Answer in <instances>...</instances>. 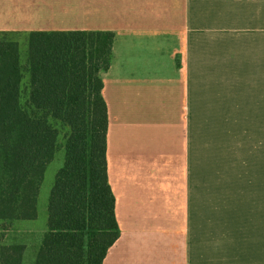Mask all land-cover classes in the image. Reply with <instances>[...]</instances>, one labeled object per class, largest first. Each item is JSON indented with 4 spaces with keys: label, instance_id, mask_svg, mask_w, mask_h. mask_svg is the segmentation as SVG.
<instances>
[{
    "label": "crops",
    "instance_id": "0c3cea01",
    "mask_svg": "<svg viewBox=\"0 0 264 264\" xmlns=\"http://www.w3.org/2000/svg\"><path fill=\"white\" fill-rule=\"evenodd\" d=\"M8 2L20 31L114 33L101 78L118 237L102 264H261L246 176L264 123V0ZM38 219L37 200L0 262L35 263Z\"/></svg>",
    "mask_w": 264,
    "mask_h": 264
},
{
    "label": "trees",
    "instance_id": "16d2710c",
    "mask_svg": "<svg viewBox=\"0 0 264 264\" xmlns=\"http://www.w3.org/2000/svg\"><path fill=\"white\" fill-rule=\"evenodd\" d=\"M18 34L0 33V220L36 218L45 170L61 151L34 264H102L118 237L101 78L114 33L27 31L23 60Z\"/></svg>",
    "mask_w": 264,
    "mask_h": 264
},
{
    "label": "rangeland",
    "instance_id": "374dc122",
    "mask_svg": "<svg viewBox=\"0 0 264 264\" xmlns=\"http://www.w3.org/2000/svg\"><path fill=\"white\" fill-rule=\"evenodd\" d=\"M5 6L7 8L10 6L8 0H0V7ZM64 21H76L80 22L79 18H75L70 12L66 13L65 17H62ZM20 24V11L18 10H7L0 9V33L3 31H15L19 33L17 36H20L21 44V58H24L25 46L23 44V33L25 31H20L16 25ZM19 40V41H20ZM258 144L261 145L258 154L256 155L253 152V149L250 147V160H249V170L247 174L248 178V194L250 200V211L252 206L256 204L254 213H257V235H258V244L259 250L262 256L261 264H264V123L259 128ZM250 129V134L252 132ZM257 140V137L255 136ZM253 136H250V145L254 144ZM252 151V152H251ZM62 155L61 151L57 152L55 158L48 164L45 173L42 185L40 187V194L38 195V212L39 219L37 224H41L43 219L46 218L47 212V203L48 196L52 182L54 180L55 172L58 168L59 155ZM60 165V164H59ZM245 174H243V179ZM246 187V189H247ZM20 245V220L14 221H4L0 220V256L1 252L5 253L8 250L10 245ZM6 262V261H5ZM5 262H0V264H5ZM7 264V263H6ZM16 264V263H15Z\"/></svg>",
    "mask_w": 264,
    "mask_h": 264
}]
</instances>
